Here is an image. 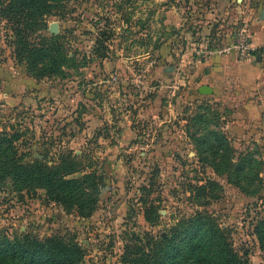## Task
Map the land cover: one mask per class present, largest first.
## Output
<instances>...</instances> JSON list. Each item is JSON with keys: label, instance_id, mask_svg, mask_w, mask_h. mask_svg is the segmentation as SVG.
<instances>
[{"label": "rangeland", "instance_id": "374dc122", "mask_svg": "<svg viewBox=\"0 0 264 264\" xmlns=\"http://www.w3.org/2000/svg\"><path fill=\"white\" fill-rule=\"evenodd\" d=\"M61 6L28 38L29 48L57 42L56 71L43 75L0 18V133L18 137L22 164H67L70 179L93 174L97 208L81 217L44 189L19 191L8 180L0 234L60 235L84 251L82 264H130L206 213L243 264H264L256 231L264 223V0ZM206 84L211 94L199 92ZM204 137L212 158L225 139L230 170L202 159ZM243 158L252 162L239 176Z\"/></svg>", "mask_w": 264, "mask_h": 264}, {"label": "trees", "instance_id": "16d2710c", "mask_svg": "<svg viewBox=\"0 0 264 264\" xmlns=\"http://www.w3.org/2000/svg\"><path fill=\"white\" fill-rule=\"evenodd\" d=\"M6 1L9 3L3 2L6 5L0 9V18L11 23L19 54L28 57L32 69L38 74L55 72L59 58L57 42L47 47L29 48L28 38L39 27H44V17L54 14L60 16L61 5L65 0ZM17 141V136L0 133V186L10 180L15 187L20 188L19 191L42 188L50 201L75 208L81 217H90L95 212L100 188L93 181V174L70 179L68 177L75 173V169L67 164L53 167L40 163L22 164L15 145ZM206 142L205 137L199 140L202 159L218 173L230 170L227 164L231 159V150L225 139L216 141L220 149L225 148V151L220 155L215 154L213 158L210 157L211 153L205 151ZM251 160L243 158L235 166L239 176L246 172L248 161ZM251 162L249 166H252ZM261 225L256 231L264 248V223ZM137 254V257H131L130 264H243L230 250L224 232L206 213H197L178 225L173 235L161 241L155 254L145 250H139ZM83 256L84 251L77 244L65 243L60 235L41 241L29 235L11 239L0 234V264H82Z\"/></svg>", "mask_w": 264, "mask_h": 264}, {"label": "water", "instance_id": "95a60500", "mask_svg": "<svg viewBox=\"0 0 264 264\" xmlns=\"http://www.w3.org/2000/svg\"><path fill=\"white\" fill-rule=\"evenodd\" d=\"M52 31H54V32H57V31H58L56 25H54V26L52 27ZM199 92H200L201 94H211V93L213 92V90H212L210 87H208V86H203V87H201V88L199 89Z\"/></svg>", "mask_w": 264, "mask_h": 264}, {"label": "built area", "instance_id": "2783aa9c", "mask_svg": "<svg viewBox=\"0 0 264 264\" xmlns=\"http://www.w3.org/2000/svg\"><path fill=\"white\" fill-rule=\"evenodd\" d=\"M247 50H248V47L242 46L241 51L243 54H245Z\"/></svg>", "mask_w": 264, "mask_h": 264}, {"label": "crops", "instance_id": "0c3cea01", "mask_svg": "<svg viewBox=\"0 0 264 264\" xmlns=\"http://www.w3.org/2000/svg\"><path fill=\"white\" fill-rule=\"evenodd\" d=\"M206 86H207V84H206ZM200 88H201V87H200ZM200 88H199V89H200Z\"/></svg>", "mask_w": 264, "mask_h": 264}]
</instances>
